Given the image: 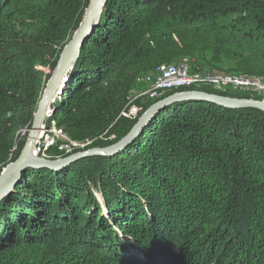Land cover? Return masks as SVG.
Instances as JSON below:
<instances>
[{
  "label": "trees",
  "instance_id": "16d2710c",
  "mask_svg": "<svg viewBox=\"0 0 264 264\" xmlns=\"http://www.w3.org/2000/svg\"><path fill=\"white\" fill-rule=\"evenodd\" d=\"M87 5L0 0V172ZM172 62L264 78V0H104L50 119L112 144L154 102L117 118L136 77ZM0 264H264V113L182 100L112 155L25 170L0 200Z\"/></svg>",
  "mask_w": 264,
  "mask_h": 264
},
{
  "label": "water",
  "instance_id": "95a60500",
  "mask_svg": "<svg viewBox=\"0 0 264 264\" xmlns=\"http://www.w3.org/2000/svg\"><path fill=\"white\" fill-rule=\"evenodd\" d=\"M103 3L104 0H89L81 22L70 40L60 51L56 66L37 103L25 143L19 151L16 159L9 162L0 173V200L9 194L20 180L24 171L29 168H49L52 170H59L79 159L108 156L123 149L136 138L140 130L160 109L171 103L182 100H203L223 107L235 109L250 108L264 113V100L223 97L200 90H186L173 93L163 99L153 102L142 112L130 130L118 141H115L112 144L105 146H92L85 150H78L70 154L60 148L57 149L61 152L60 155L52 156L48 154L47 157H42L39 154L41 151L36 147L38 131L42 120L46 112L50 110V104L55 101V99H53L54 96L57 93L61 95L62 87L69 78L70 72L79 55L80 48L87 35L97 23ZM88 144L91 145L90 143Z\"/></svg>",
  "mask_w": 264,
  "mask_h": 264
},
{
  "label": "built area",
  "instance_id": "2783aa9c",
  "mask_svg": "<svg viewBox=\"0 0 264 264\" xmlns=\"http://www.w3.org/2000/svg\"><path fill=\"white\" fill-rule=\"evenodd\" d=\"M152 72V77L147 76L146 80H151L154 85L150 90L144 93V97L151 100L157 97L159 98V94L165 90L180 87H186V90H197V88L201 86H209L217 89L233 87L236 89L248 90L264 97V78L259 76L231 74L226 72L193 71L186 62L161 64ZM138 98L140 97H131V100L134 101ZM130 114L131 109L129 108L124 115L127 116ZM49 115H51V110H49ZM51 121V125H42L39 131L37 145H40L38 147L40 151L48 148L53 144L54 140L58 138L62 139L64 137V139H66V134L63 130L56 125L54 120ZM55 125L57 128H55Z\"/></svg>",
  "mask_w": 264,
  "mask_h": 264
},
{
  "label": "rangeland",
  "instance_id": "374dc122",
  "mask_svg": "<svg viewBox=\"0 0 264 264\" xmlns=\"http://www.w3.org/2000/svg\"><path fill=\"white\" fill-rule=\"evenodd\" d=\"M88 3H89V0H88ZM84 12H85V10L83 11V14H84ZM83 14H82V17H83ZM81 20H82V18H81ZM155 69H156V67L154 69L148 71L147 73H145V74L142 73L138 77H136V79L134 80V85L127 92V95H126V98H125V104L123 105V107L119 111L117 118L120 117V116H123L129 108L131 109V113H133L137 109V101L144 103L145 101H148V100L150 101L151 100V99L145 98L144 97V95H145L144 93L146 91L150 90L153 87L154 83H152L151 80L150 81H147L146 80V77L147 76H151L152 77V75H153V72L152 71H154ZM194 71H197V70H194ZM141 78H142V80H141ZM138 79H140V80H138ZM225 88H227V87H225ZM181 91H186V87H180V88H176V89L165 90V91H163V92H161L159 94V96H160L159 98L157 97V98H155L152 101L155 102V101L160 100V99H163V98H165V97H167V96H169V95H171L173 93L181 92ZM131 97L132 98H134V97H140V98H138V99H136V100L133 101V100H131ZM127 99H128V102H127ZM46 116L47 117H50L49 116V110L46 112V114H45L44 117L46 118ZM45 118H43V120H42V123H41V126L39 128V131H40L42 125L49 126L48 123L46 122L47 120ZM55 128H57L56 125H55ZM39 131H38L37 140H38V137H39ZM103 134H105V133H103ZM19 135H20L21 139H22V137L24 138V143H25V140H26V138L28 136V132H27V134L25 136V130H21ZM98 138L102 139L103 138V135H101V137H98ZM108 138L109 139H113V138H115V136H114V134H111ZM93 141H94L93 139H86L85 141H73V140L71 141V140H69L67 142V141H65L64 137L62 139L61 138H58V139L54 140V142H53L52 145H50L45 150H42L39 154L42 157H47V155H48V150L47 149H50L52 147H54L55 149H60L61 148L62 150H64L65 152H67V153L70 154V153H74V152H76L78 150H85L88 147H92L88 143L92 144ZM39 146L40 145H37L36 144V147L37 148ZM15 149H17V145L14 146V150ZM21 149H22V147L20 148V150Z\"/></svg>",
  "mask_w": 264,
  "mask_h": 264
},
{
  "label": "bare ground",
  "instance_id": "6f19581e",
  "mask_svg": "<svg viewBox=\"0 0 264 264\" xmlns=\"http://www.w3.org/2000/svg\"><path fill=\"white\" fill-rule=\"evenodd\" d=\"M47 84V83H46ZM46 86V85H45ZM62 90H63V87H62ZM173 92V91H172ZM62 94V93H61ZM60 94L59 93H57L55 96H54V98L53 99H55V97L57 96H59ZM45 116V115H44ZM45 118V117H44ZM47 121V123H48V125H51L52 124V121H51V119H50V117H47L46 116V118H45ZM69 140H71L70 138L68 139V137L66 136V139H65V141H69ZM72 141V140H71Z\"/></svg>",
  "mask_w": 264,
  "mask_h": 264
},
{
  "label": "crops",
  "instance_id": "0c3cea01",
  "mask_svg": "<svg viewBox=\"0 0 264 264\" xmlns=\"http://www.w3.org/2000/svg\"><path fill=\"white\" fill-rule=\"evenodd\" d=\"M217 89V88H216ZM220 89H223V88H220Z\"/></svg>",
  "mask_w": 264,
  "mask_h": 264
}]
</instances>
